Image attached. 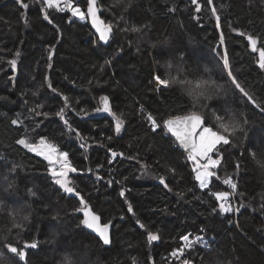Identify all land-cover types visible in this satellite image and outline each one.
I'll return each mask as SVG.
<instances>
[{"label": "trees", "instance_id": "16d2710c", "mask_svg": "<svg viewBox=\"0 0 264 264\" xmlns=\"http://www.w3.org/2000/svg\"><path fill=\"white\" fill-rule=\"evenodd\" d=\"M24 2L27 9L17 0H0V97L5 98L0 99V264L18 262L7 244L20 248L32 241L38 247L27 249V264H64L65 257L71 264H181L183 259L264 264V111L232 84L223 67L226 51L232 75L264 107V70L246 39L253 35L257 47H264V0H213L211 5L198 0L200 12L192 0H131L127 11L114 6L116 0H98L101 18L113 25L106 45L87 19L45 9L42 0ZM73 3L86 10V0ZM44 11L53 23L43 20ZM134 27L142 31H131ZM11 59L17 61L15 71ZM157 74L214 86L193 109L194 97L187 91L193 84L156 89L150 81ZM101 96L108 97L116 115L123 114L119 135L112 116L94 111L102 106ZM62 108L76 131L56 115ZM193 110L208 126L216 124L214 111L226 120L231 115L248 120L245 133L221 147L222 163L203 191L184 150L162 126L151 131L146 119L151 114L162 125ZM41 136L69 153L78 169L69 174L73 185L102 222L112 221L109 245L79 224L82 214L73 212L78 198L53 183L47 162L17 143ZM113 151L123 156L113 159ZM229 177L237 185L238 214L220 213L209 194L227 191L222 181ZM149 230L159 240L149 244ZM188 234L192 247L172 257Z\"/></svg>", "mask_w": 264, "mask_h": 264}, {"label": "snow or ice", "instance_id": "6c2138e0", "mask_svg": "<svg viewBox=\"0 0 264 264\" xmlns=\"http://www.w3.org/2000/svg\"><path fill=\"white\" fill-rule=\"evenodd\" d=\"M17 2L21 4L22 8L27 9L29 7V5L25 3L24 0H17ZM207 2L211 5L213 0H207ZM42 3L45 9L55 10L58 12H69L71 13V17L78 18L81 21L89 19L92 28H94L95 32L99 35V40L105 44L109 41L113 31V25L111 23H106L100 18V15L98 14L100 11L98 7V0H86V11L82 10L79 6L74 5L73 0H42ZM192 3L196 5L195 10L200 12L201 6L199 5L198 0H192ZM120 5H123L124 10L127 11L128 8L131 7V0H127V2L126 0H116L114 6ZM211 11L212 16L216 19V27L219 28L220 17L217 15V10L213 7ZM43 20L47 21L49 24L53 23L49 17L48 11H44ZM69 22H71V20ZM130 30L133 32L142 31V29L138 27H134ZM124 31H129V29H124ZM238 35L245 36L246 34L238 33ZM246 39L251 52L258 53V66L260 69L264 70V47H257V38H255L253 35H246ZM220 44H224L223 34L220 36ZM16 55L19 56V52H17ZM52 55L53 51H50L48 55L49 61L52 60ZM106 63L109 62L106 61ZM8 64L11 66L12 70L15 71L17 61L15 59H11L8 60ZM49 67H51V64H49ZM167 67L170 69L172 67L171 63H169ZM223 67L228 71V76L231 78L232 84L235 85V87L239 89L241 93L248 97V101L250 103L256 107H260L261 111H264V107H261V105H259L253 99V97L249 96L232 75L226 51L223 56ZM153 81L157 86H163L164 88L169 87L172 83L193 84L195 90L192 88L187 90L188 94L194 97L193 109L196 107V101H199L201 97L208 98L206 96L207 88L214 86V82L211 81H189L187 79L178 80L176 77L162 78L158 74L152 77V81H150V83ZM49 87H51V85H49ZM53 91H55V89H53ZM0 99L5 98L0 97ZM63 99L65 101V106H67V101L69 98L64 96ZM100 102L102 106L95 108L94 111L97 113H108L110 116H112L115 119V132L117 135H119L124 125V120L122 119L123 114L118 116L112 111L107 96H101ZM141 110L143 111V109ZM81 111H83V109ZM43 115L47 117L48 114L44 113ZM56 115L64 121V124L67 126L69 131H76L74 128H72L68 120L65 119L63 108L57 112ZM213 115L216 121L215 126L206 125L204 116L195 110L190 111L185 115L171 116L170 118L164 120L162 125L151 114L146 116V119L150 124L151 131L156 132L157 129L161 128L162 126L163 129L167 131V133H170L171 136L175 138V142L178 143L179 147L184 150V153H186V160L191 164V171L195 174V181L198 182V186L202 191L209 187L211 178L216 176V172L213 170L217 169L222 163L223 152L221 151V147L232 144L237 133H245V125L248 123L247 119H239L236 117V115H231L227 118V120L224 116L217 114L215 111L213 112ZM12 123L16 124L17 121L13 120ZM77 135L79 136L80 134L77 132ZM108 139L111 140L112 137H108ZM17 143L22 145L29 152L34 153L37 157H42L43 160L47 161V170L49 175L52 177L53 183L63 189L65 193L73 194L75 197H78L79 206L74 208L73 212L82 213V218L80 219L79 224L95 233L103 242V244H110L109 232L112 226V221L109 220L107 222H102L101 217L92 210L89 202L79 191H77L76 187L73 185V181L70 179L69 174L77 173L78 169L74 167L70 161L69 153L67 151H61L56 143L44 136H41L36 141L19 139L17 140ZM81 147L83 148L85 145L81 144ZM118 155L123 156V153H117L114 151L111 153L113 159H115ZM253 156H255L254 153ZM109 162L111 163V161ZM142 167H146V165H142ZM236 167L239 168V165ZM169 171L172 172L173 175L176 174V170L174 168H169ZM98 179L101 178L98 177ZM159 182L161 185L171 191L164 177H160ZM223 183L229 186L232 189V192L235 193L237 185L230 177L225 178ZM109 184H111V181H109ZM209 194L214 196L215 200L219 202L220 213H230L233 211L232 205L229 202L231 195L229 192L215 191L210 192ZM124 195L125 193L121 191L120 196L123 197ZM127 211L129 213H133V208L130 204ZM235 211L239 212V208L235 209ZM25 219H27V217H25ZM137 223L141 228H145V225L140 223L139 220ZM159 238L160 237L158 233H154L150 230L147 231V242L149 244L159 240ZM180 239L184 242V247L173 251L171 253L172 257L184 256L185 250L192 247L193 242L190 240V234L183 235ZM201 239L202 238L199 236L196 237L197 241H200ZM6 247L10 253L14 254L18 258L17 264H19V261H23L24 264H27V249H36L38 244L36 241H32L30 243L25 242L20 248L11 244H7ZM64 264H71V260L68 257H65ZM181 264H191V261L188 259H183Z\"/></svg>", "mask_w": 264, "mask_h": 264}, {"label": "water", "instance_id": "95a60500", "mask_svg": "<svg viewBox=\"0 0 264 264\" xmlns=\"http://www.w3.org/2000/svg\"><path fill=\"white\" fill-rule=\"evenodd\" d=\"M99 7V6H98ZM99 9H100V11H99V15H100V18H101V14H102V9L99 7ZM86 11V10H85ZM102 19V18H101ZM103 20V19H102ZM87 21H88V24H89V27H90V29H91V31H92V33H93V35L96 37V39L98 40V42L101 44V45H106L104 42H102V41H100L99 40V35H98V33H96L95 32V29L94 28H92V26H91V22H90V20L89 19H87ZM112 34H113V31H112ZM112 34H111V36H112ZM111 36H110V38H111ZM110 38H109V40H110ZM166 131V130H165ZM167 132V131H166ZM170 136H171V134L170 133H168ZM172 137V136H171ZM174 140H175V138L174 137H172ZM177 143V142H176ZM178 144V143H177ZM78 198V197H77ZM82 214V213H81ZM112 226H113V223H112ZM112 226H111V228H110V232H109V234H110V239H111V229H112ZM86 229V228H85ZM89 233H91L92 235H94L95 237H97L98 239H99V237L95 234V233H93L90 229H86ZM100 240V239H99ZM101 241V240H100ZM102 242V241H101ZM103 243V242H102ZM109 245V244H108Z\"/></svg>", "mask_w": 264, "mask_h": 264}, {"label": "built area", "instance_id": "2783aa9c", "mask_svg": "<svg viewBox=\"0 0 264 264\" xmlns=\"http://www.w3.org/2000/svg\"><path fill=\"white\" fill-rule=\"evenodd\" d=\"M156 85V84H155ZM161 86H157L156 85V89H158V88H160ZM215 158V157H214ZM222 183H223V181H222ZM223 185L225 186V188H226V190H227V192H229L231 195H230V203H231V205H232V208H233V211H234V214H238L239 212H236L235 211V209H237V207H236V205H235V202H234V193L232 192V189L229 187V186H227V185H225L224 183H223Z\"/></svg>", "mask_w": 264, "mask_h": 264}, {"label": "rangeland", "instance_id": "374dc122", "mask_svg": "<svg viewBox=\"0 0 264 264\" xmlns=\"http://www.w3.org/2000/svg\"><path fill=\"white\" fill-rule=\"evenodd\" d=\"M71 14V13H70ZM21 139H23V138H21ZM22 148H24L22 145H20ZM25 149V148H24ZM26 151H28L27 149H25ZM29 152V151H28ZM31 153V152H30ZM32 154H34V153H32ZM35 155V154H34ZM40 158H42V157H40ZM43 159V158H42ZM47 162V161H46ZM52 178V177H51ZM58 186V185H57ZM59 187V186H58ZM60 188V187H59ZM61 189V188H60ZM62 191H63V189H61ZM64 192V191H63ZM65 193V192H64ZM66 195H68V196H72L73 194H68V193H65Z\"/></svg>", "mask_w": 264, "mask_h": 264}, {"label": "bare ground", "instance_id": "6f19581e", "mask_svg": "<svg viewBox=\"0 0 264 264\" xmlns=\"http://www.w3.org/2000/svg\"><path fill=\"white\" fill-rule=\"evenodd\" d=\"M234 197H235V195H234ZM234 202H235V205H236V201H235V198H234ZM236 207H237V205H236ZM238 208V207H237Z\"/></svg>", "mask_w": 264, "mask_h": 264}]
</instances>
